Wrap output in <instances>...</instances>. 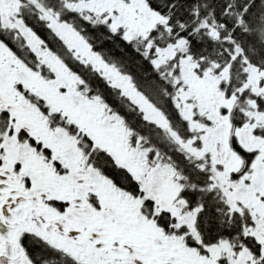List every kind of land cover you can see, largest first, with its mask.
Segmentation results:
<instances>
[{"label": "flooded vegetation", "instance_id": "1", "mask_svg": "<svg viewBox=\"0 0 264 264\" xmlns=\"http://www.w3.org/2000/svg\"><path fill=\"white\" fill-rule=\"evenodd\" d=\"M0 42L9 49L7 57L0 55V264H264V129L242 131L246 119L224 115L223 96L208 95L224 134L213 133L218 162L209 153L204 163L176 139L194 133L184 116L185 135L166 114L177 136L157 125L178 144L163 152L95 97L122 120L132 143L139 139L149 151L139 171L136 158L131 165L116 159L112 129L102 130L90 118L66 123L69 103L59 88L37 78L38 72L47 79L52 75L29 43L27 63L10 42ZM80 95L91 98L87 90ZM253 102L264 112V100ZM64 129L77 137L83 161L72 159L74 144L64 141ZM101 151L109 155L106 165L99 160ZM155 162L168 165L172 176ZM117 167L125 172L122 178ZM201 192L211 197L218 214L234 221L231 231L226 229L229 236L212 243L200 227Z\"/></svg>", "mask_w": 264, "mask_h": 264}, {"label": "trees", "instance_id": "2", "mask_svg": "<svg viewBox=\"0 0 264 264\" xmlns=\"http://www.w3.org/2000/svg\"><path fill=\"white\" fill-rule=\"evenodd\" d=\"M80 1L84 0H22L19 15L25 25L40 35L49 49L64 61L67 68L79 76L90 97H99L150 147L163 152L175 148L178 144L172 141L167 131L147 120L130 96L113 85L93 64L74 54L41 16V8L52 9L62 21L78 31L102 61L115 66L121 76H129L136 89L156 108L162 109L172 121V126L185 135L186 119L182 118L175 104L176 86L170 77L172 70L176 73L178 55L164 66L156 65L152 51L144 43L127 38L122 29H113L108 20L71 7ZM146 3L152 11L166 19V23H158L151 30L149 39L155 46L163 47L182 41V54H188L196 61L200 73L211 68L219 74L228 67V79L222 80L219 87L228 98H237L233 110L241 119L236 120L245 119L241 111L247 109L249 101L263 100L262 96L250 92L247 82L250 71L264 72V0H146ZM0 38L10 42L29 63L31 49L23 35H18L16 29L4 28L0 21ZM79 136L83 139L81 133ZM90 158L93 162V155ZM108 159L109 155L101 151L99 160L102 164L106 165ZM116 171L122 178L124 170L117 167ZM210 198L204 192L199 193L200 203L205 205L200 227L206 243L229 236L226 229L229 226L231 231L230 223L234 222L218 214V208Z\"/></svg>", "mask_w": 264, "mask_h": 264}, {"label": "rangeland", "instance_id": "3", "mask_svg": "<svg viewBox=\"0 0 264 264\" xmlns=\"http://www.w3.org/2000/svg\"><path fill=\"white\" fill-rule=\"evenodd\" d=\"M21 5L22 0H0L2 24L4 27L18 29L26 37L30 47L38 54L39 64L46 66L47 73L52 75V78L49 77L47 79L40 72L36 73L37 78L44 84L48 83L52 87L59 88L64 100L68 101L69 105L64 107L66 123L75 122L79 124L80 120H89L90 118V121L100 123L102 130L112 129L113 133L116 134L115 144L112 146L116 159L120 158L119 161L131 165V160L136 158L140 163V165H137V169L140 171L145 165L142 158L145 159L149 152L147 148L140 144L139 139L136 140L135 144L132 143L131 134L127 129H124L122 120L107 108H104L98 98L91 97L87 100L80 95L84 90L80 86L83 81L80 80L77 74L67 68V65L57 55L48 50L39 39L32 35L31 29L20 20L19 8ZM71 7L86 12L88 15L108 20L113 29H122L127 38L144 43L145 47L152 51L154 61L158 66H164L178 55L177 62H175L176 73L172 70L171 72L173 73L170 72V77L176 86V104L179 106L182 116L193 124L194 133L191 134L190 139L177 138V134L172 131L165 113L157 109L136 89L129 76H121L115 66L102 61V58L92 51L89 43L81 34L71 25L62 21L56 12L52 9L40 7L41 16L47 20L51 28L74 51V54L81 60L93 64L111 83L120 87L126 95L130 96L139 105L146 118L152 120L163 129L170 131L179 141L180 146L197 159L205 158V163L207 156L211 153L212 162L217 163L218 160L214 159L215 138L213 133L223 135L224 127L217 122L218 119L213 109L215 101L213 99L209 100L208 95L223 96V105L227 107L224 115L227 112V114H231L232 119H241V116L234 113L233 110L237 98H228L219 87L222 80L228 79V67L222 69L219 74H216L211 68L200 73L197 71L196 61L188 54H182L184 50L182 41L165 47L155 46L149 39V34L158 23H166V19L152 11L148 7L146 0H84L71 5ZM7 53L9 54V49L0 42V55L7 57ZM179 58L180 60H178ZM250 72L247 87L251 89L250 92L253 95L262 96L264 100V72L255 69ZM16 79L24 81L22 78L16 77ZM258 85L259 89L257 88ZM51 109L55 111L56 108L52 107ZM66 110L67 113L65 112ZM242 112L246 119L244 124H242V131L246 129L253 130L258 126L264 129V112L259 111L253 100L249 102L247 110ZM72 113L78 114V122L73 118ZM74 138L77 140L75 135L64 129V141L68 144H74V150H72L71 154L72 159L76 158L79 161H83L82 150L78 149ZM261 152H264V148H262ZM154 166L157 169L166 171V177L173 174L168 165L155 162ZM133 174L139 175L138 172H133ZM250 177L245 176L242 179L245 180ZM245 185L246 183L244 182ZM143 187L147 190L146 181L143 182ZM214 253L216 254L217 251Z\"/></svg>", "mask_w": 264, "mask_h": 264}]
</instances>
